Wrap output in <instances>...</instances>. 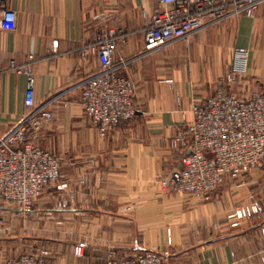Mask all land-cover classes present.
Returning <instances> with one entry per match:
<instances>
[{"label": "crops", "instance_id": "crops-1", "mask_svg": "<svg viewBox=\"0 0 264 264\" xmlns=\"http://www.w3.org/2000/svg\"><path fill=\"white\" fill-rule=\"evenodd\" d=\"M158 6L159 0H9L18 21L15 30H0V134L27 112V76L11 66L32 58L36 100L54 113L42 146L63 157L64 171L29 215L0 205V264L43 249L50 264H106L109 249H167V264H264V165L208 200L167 192L160 182L180 165L173 138L194 120L192 107L220 86L236 48L250 54L232 91L245 98L264 91V4L255 18L203 29L143 56V11ZM106 24L123 31L115 62L135 83L140 112L102 136L86 118L80 89L100 69L91 49ZM242 207L257 212L233 227L228 216Z\"/></svg>", "mask_w": 264, "mask_h": 264}, {"label": "built area", "instance_id": "built-area-1", "mask_svg": "<svg viewBox=\"0 0 264 264\" xmlns=\"http://www.w3.org/2000/svg\"><path fill=\"white\" fill-rule=\"evenodd\" d=\"M124 1L104 0V4ZM8 3L9 0H0V30L13 31L18 16ZM262 4L264 0H159L154 11H143L146 24L143 56L203 29L243 16L255 18ZM122 33L106 24L95 34L91 52L97 55L100 69L80 89L86 118L102 136L115 131L120 123L133 120L140 112L137 87L118 73L115 62L117 46L124 42ZM88 54L89 49H85L84 56ZM249 54L248 49L236 48L231 69L220 79V86L203 104L192 107L194 120L180 129L172 141L181 158L179 167L160 181L165 191L208 200L217 189L251 175L264 165V91H253L246 98L232 91L247 73ZM31 61L32 58L28 64L11 66L16 73L27 76V112L7 133L0 134V205L18 207L24 215L32 212L40 195L62 176L61 157L42 146L44 131L54 120V113L48 102L40 104L36 100ZM251 212L257 210L242 207L228 219L236 227ZM260 235L264 238V223ZM169 236L172 243L171 232ZM75 255H83L81 246L75 247ZM169 258L167 249L128 254L109 249L106 264H167ZM5 264L50 263L43 256L22 255Z\"/></svg>", "mask_w": 264, "mask_h": 264}, {"label": "rangeland", "instance_id": "rangeland-1", "mask_svg": "<svg viewBox=\"0 0 264 264\" xmlns=\"http://www.w3.org/2000/svg\"><path fill=\"white\" fill-rule=\"evenodd\" d=\"M57 154V153H56ZM58 156H60L61 157V155H59V154H57ZM61 159H62V166H61V168H62V172L61 173H63V171H64V159H63V157H61ZM58 183H56L55 185H57ZM52 186H54V185H52ZM226 186V185H225ZM225 186H223V187H225ZM49 188V187H48ZM47 188V189H48ZM222 188V187H221ZM46 189V190H47ZM256 209V208H255ZM257 210V209H256ZM44 253H48L47 254V256H44ZM26 255H36V256H43V257H46L47 258V260H48V257H49V251L48 250H45V249H43L41 252H39V253H30V254H26ZM9 259H11V258H9ZM9 259H7V261L9 260ZM49 261V260H48Z\"/></svg>", "mask_w": 264, "mask_h": 264}]
</instances>
